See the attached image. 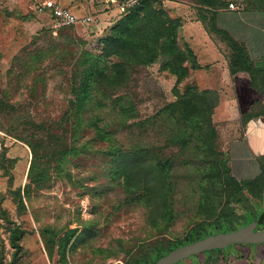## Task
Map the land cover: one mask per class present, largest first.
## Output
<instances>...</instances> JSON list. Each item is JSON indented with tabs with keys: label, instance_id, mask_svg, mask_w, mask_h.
Here are the masks:
<instances>
[{
	"label": "rangeland",
	"instance_id": "obj_1",
	"mask_svg": "<svg viewBox=\"0 0 264 264\" xmlns=\"http://www.w3.org/2000/svg\"><path fill=\"white\" fill-rule=\"evenodd\" d=\"M40 1L0 0V264H130L146 244L184 240L190 229L204 220H214L228 208V194L241 198L232 187L221 192L214 176H205V172L200 175V159L192 158L189 165L180 161L174 174L177 219L168 231H159L150 226L148 210L142 203L130 204L114 176L115 162L105 144L89 138L78 145L82 150L77 156L61 160L59 155L63 143L72 141L71 134H63V120L68 101L74 98L71 86L76 63L63 59V46L73 37L81 43L72 42V49L101 53L114 26L122 17L136 12L140 22L133 26L135 30L145 34L156 30L161 21L174 25L178 46L191 48L195 55L183 64L188 74L182 78L181 70L175 73L165 68V56L156 63L136 67L130 95L140 119L162 118L161 111L179 99L177 92L185 96L189 86L199 92H217L218 104L211 119L218 135L219 161L229 164L230 157L232 169L238 170L232 141L244 136L247 124L233 96L229 66L235 64L240 52L215 25L216 12L231 10L234 0H137L116 15L110 13L111 6L106 3L99 14H108L102 19L92 14L96 19L90 28L57 27L50 15L37 10ZM261 4L264 0H243V6L254 8ZM196 25L206 33L198 32ZM201 33L208 37L203 38ZM247 45L250 57L260 55L264 59V47L257 40L250 39ZM260 96L264 99V95ZM106 113L111 116L109 111L100 110V114ZM18 115L23 116L18 130L22 127L34 132L39 126L44 150L50 153L34 169L31 148L14 130ZM166 139L165 125L158 122L154 128L148 127L141 141L145 147L163 149ZM246 142L254 154L250 141ZM128 145L131 147V142ZM173 151L181 153L180 149L168 148L163 149L164 156ZM186 152L195 153L192 148ZM207 165L205 161L202 167ZM257 173L244 177L238 171L235 174L247 180ZM208 200L215 202L216 216H211L214 208L206 205ZM238 205L240 212L241 207L256 210L244 199ZM18 229L25 231L17 241L22 246L19 251L12 244V233ZM67 234L72 239L63 257L60 242L50 249V240ZM125 250L131 252L126 254ZM209 257L212 260L208 264H264V244H235L221 253L199 254L178 264H203Z\"/></svg>",
	"mask_w": 264,
	"mask_h": 264
},
{
	"label": "trees",
	"instance_id": "obj_2",
	"mask_svg": "<svg viewBox=\"0 0 264 264\" xmlns=\"http://www.w3.org/2000/svg\"><path fill=\"white\" fill-rule=\"evenodd\" d=\"M262 8L260 10H264V7ZM139 22V14L136 12L122 17L114 26L111 36L107 38L104 49L98 54L72 49V42L74 45L81 43L80 39L73 37L63 46V52L66 54L63 59L76 60V63L71 86L74 98L69 99L67 115L63 120V134L67 137L71 134L72 141L67 140L63 143V148L59 150L60 159L67 160L70 155L80 154L82 147L78 145L82 140L91 138L105 144V150L115 162L114 176L122 185L130 204L142 203L148 210L150 226L159 231L161 229L168 231L170 225L177 219L174 200L177 182L174 174L180 161L186 165L192 163V158L200 159L203 165L207 161L208 167L204 168L201 165L197 168L200 175L205 172V176L210 178L214 176L222 189L221 192L225 193L228 187H232L241 194V198L228 194L226 211L220 213L214 220H204L190 229L184 240L167 243L157 240L146 244L145 249L130 262V264H153L172 250L205 238L211 233L232 231L253 220L258 222L256 229H264V207L261 203L264 202L262 201L264 200V156L260 160L261 173L247 180H240L235 175L230 165V157L229 164L224 160L219 161L218 135L211 119L219 97L213 90L199 92L198 89L189 86L185 96L177 92L179 99L169 103L161 111L162 118L157 120L158 116H155L140 119L137 104L130 95L131 83L138 70L136 67L156 63L161 56H165L167 57L165 68L172 69L175 73L181 70L180 78H182L188 74V69L183 67V64L188 59H194L195 55L191 48L182 49L178 46L177 30L173 28L174 25L168 26L161 21L156 30L142 34L141 29L133 28ZM215 25L217 26L216 21ZM79 27L83 26L67 28ZM217 28L219 29L218 26ZM219 30L227 34L240 52L235 64L231 63L229 66L231 75L247 73L253 88L264 93V69L255 66L245 43L236 40L227 31ZM178 83H181L180 79ZM184 97L186 98L183 99ZM100 110L109 111L111 116L108 117L107 113L105 116L100 114ZM243 116L246 124L257 116H264V105L258 112L252 110ZM22 118V115L16 117L14 122L17 125L14 130L20 133L19 136L31 148L34 169L38 167V163L48 158L50 153L47 154L44 150L39 126H36L37 131L33 130L34 132H28L22 127L20 131L18 130ZM158 122L165 125L167 132V143L163 149H180L179 155L173 151L169 156H164L161 147L153 145L148 148L143 145L141 138L147 133L148 127L154 128ZM128 139V143L132 144L131 147H128ZM189 148L194 149L195 153L187 154ZM211 159L213 161L209 163ZM47 163L48 161H45V164ZM199 183L201 185L200 181ZM219 199L221 196L218 197ZM242 199L253 204L256 210L241 207L242 212H240L238 204ZM206 205L214 208L211 216H216L215 202L208 200ZM24 234L25 231L20 229L12 233V244L17 251L22 248L17 241ZM53 238L50 240L49 248L54 249L60 242V254L66 257L72 235ZM130 252L131 250H125L126 254ZM213 252L221 253L223 250L206 253ZM211 260L209 257L203 264H208Z\"/></svg>",
	"mask_w": 264,
	"mask_h": 264
},
{
	"label": "crops",
	"instance_id": "obj_3",
	"mask_svg": "<svg viewBox=\"0 0 264 264\" xmlns=\"http://www.w3.org/2000/svg\"><path fill=\"white\" fill-rule=\"evenodd\" d=\"M63 6L70 8L74 13L79 16H88L97 14L99 17L105 18V13H101L104 10V6L107 0H58ZM264 7L263 4L258 7ZM251 8L244 5L239 10H219L215 14V21L219 29L225 30L232 35L236 40L245 43L252 39L257 40L260 47H264V10L263 8ZM102 10V11H103ZM119 12L118 9L112 8L110 13L115 15ZM102 23H106L102 20ZM104 25V24H103ZM107 26V25H105ZM198 32H203L204 29L200 25L195 27ZM202 37H208V35L202 34ZM249 45H247L248 47ZM262 55V54H261ZM262 56H252V60L255 66L259 69H264V59ZM231 86L233 87V96L238 101V108L242 114L250 111H259L264 105V99L261 98L260 91L256 90L252 86L251 78L247 73L237 74L232 77ZM259 94V95H256ZM250 141L252 148V154L250 146L246 140ZM233 149L237 154L236 162L237 169L233 167L234 173L238 171L241 177L244 175H252L257 173L258 176L261 173L260 160L264 156V116H257L253 118L246 127L245 134L242 138L233 140ZM233 166V165H232ZM236 175V174H235ZM255 176V177H256ZM249 177V176H247ZM253 177V178H255Z\"/></svg>",
	"mask_w": 264,
	"mask_h": 264
},
{
	"label": "water",
	"instance_id": "obj_4",
	"mask_svg": "<svg viewBox=\"0 0 264 264\" xmlns=\"http://www.w3.org/2000/svg\"><path fill=\"white\" fill-rule=\"evenodd\" d=\"M257 225L258 222L253 220L232 231L211 233L205 238L172 250L153 264H178L192 256H198L199 254H205L213 250H224L235 244H264V229H256Z\"/></svg>",
	"mask_w": 264,
	"mask_h": 264
},
{
	"label": "built area",
	"instance_id": "obj_5",
	"mask_svg": "<svg viewBox=\"0 0 264 264\" xmlns=\"http://www.w3.org/2000/svg\"><path fill=\"white\" fill-rule=\"evenodd\" d=\"M137 0H107L106 3L119 11H125L132 7ZM40 13L48 14L55 21L57 27L83 26L90 28L96 19L94 15L79 16L70 8L63 6L58 0H42L36 5ZM231 10H239L243 7V0H234L230 5Z\"/></svg>",
	"mask_w": 264,
	"mask_h": 264
}]
</instances>
